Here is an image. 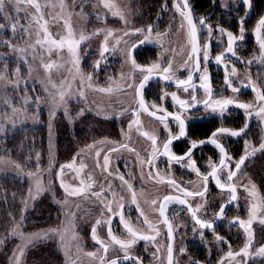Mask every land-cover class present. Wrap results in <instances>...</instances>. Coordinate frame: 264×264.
Listing matches in <instances>:
<instances>
[{
    "label": "rangeland",
    "instance_id": "rangeland-1",
    "mask_svg": "<svg viewBox=\"0 0 264 264\" xmlns=\"http://www.w3.org/2000/svg\"><path fill=\"white\" fill-rule=\"evenodd\" d=\"M192 1L188 0L189 4ZM209 1L218 5L219 8L215 10L218 18L214 17L210 27L203 32V36H200L201 39L205 38L202 40L203 44L210 40L209 37L217 36L220 39L227 36V31L221 33L219 30L222 28L219 21L223 22L225 19H234L237 22L243 20V28L246 23H254L251 29L244 28L243 32V37L253 39L254 28L260 17H264V10L263 15L255 21L252 14L254 8L252 5L250 8L245 6L243 0ZM35 2L40 5L39 12L27 0H20L19 4L16 0H11L10 3L6 2L5 12L1 13L5 26L11 34V42L8 44L10 48H7L10 49V58L16 61L17 68L12 71L11 77L0 76L2 77L0 78V139H5L8 132L26 128L37 130L39 127H44L48 137V154L42 166L39 165L42 161L41 157H36L37 167L33 171H28L22 168L21 164L0 157V177H13L27 183L28 192L23 209V213L26 214L18 224L20 225L18 231L25 237H35L36 234L42 233L46 236L22 240L20 236L9 235L11 251L7 264H15V256H19L18 248L22 245L24 247L23 255L19 256L20 264H42L41 253L45 251L46 254L48 251L61 254L59 264H106L109 259L113 260L115 257L125 255V250L120 244L109 238L107 229L109 215L116 213L117 205L127 199V191L120 178L124 171V167L120 166V160H122L121 154L130 155L122 151L117 155H107V151L111 147L123 144L132 130L154 131L155 128L160 127L168 131L180 132L178 123H157L147 118L137 105L135 88L144 76V72L153 65L157 67L153 68L152 72L162 73L163 68L170 65V72L167 75L173 80L188 78L192 71L193 59H189L192 53L187 22L181 11H178L174 0H165L150 24H145L137 0H35ZM105 3L114 7H105ZM178 7L182 10L180 3ZM116 12L122 14L123 19L121 15L114 14ZM239 13L242 14L241 18L237 16ZM195 20L200 31L201 18ZM229 24H232V21H229ZM154 25L158 27L149 33V27L152 28ZM81 36L84 37L82 41ZM145 36L148 37L147 40ZM239 37L236 43L241 42ZM62 40L63 45L60 43ZM69 40L80 41L78 45H74V52L69 51ZM142 40L148 42L150 46L134 51L137 58L141 56L134 66L133 58H129L128 54L132 46ZM216 45H220L218 40ZM103 47L108 51L101 56ZM254 47L258 49L259 57L255 59L250 50L249 53H244L245 58L240 64L243 70L242 82L248 83V73L254 77V73L257 72L258 80L255 83L253 80L250 84L259 86L258 90L264 91V83L262 84L264 62L257 64L261 60L259 43ZM0 59H3L2 56ZM208 64L213 65L214 68L217 66L210 54ZM48 65L51 67H47ZM237 70L239 71V68ZM60 92L65 93L64 101H60ZM190 92L192 88H188V91L172 90L151 80L144 86L142 97L144 102L159 111L161 108L165 110L171 108L174 101L173 93L177 97H186ZM146 97L149 99L146 100ZM207 97L208 95L202 94L201 100ZM212 98L220 99L219 88L213 90ZM239 103L253 106L250 117L244 109L238 108L243 114L238 121H241L243 128L246 124L248 127L240 136L227 137L242 141L244 156L252 153L253 149L256 151L247 156L252 162L238 177L239 201L229 217L223 221L222 229L225 231L227 241H231L223 256L228 258L227 264H246L247 260H252V264H264V257L256 255L257 249L264 246V223H262L264 221V150L260 149V145L264 144V119L255 114L261 106L257 96L244 93ZM229 108L227 107L221 114L219 111L212 112L211 109L206 110L203 107L199 113L189 115L186 122L190 125L219 120L220 125ZM134 111L138 113L136 120L132 118ZM134 133L131 134L132 138L135 137ZM220 138L222 140L224 136L221 135ZM106 155L109 157L107 163L104 160ZM137 162L141 173L138 174V180L141 181V183L137 181L139 187L141 191L149 193L152 199H156L157 205L160 198V196L157 198L158 191L165 189L163 184L176 181L162 172H150L151 177L157 180V184L163 185L158 186L145 176L146 169L142 161ZM66 165L71 167L62 168ZM253 167H256L258 172L256 177L252 176L256 174L255 169L251 170ZM73 188L83 189V194L69 195ZM253 191L254 195L250 194ZM93 193H101V195L96 196ZM123 198L124 201L119 202ZM59 200L62 208L59 214L51 215L50 212L46 214L45 210L42 211L50 202L53 205ZM204 204L202 201L197 202L202 208ZM142 205L149 215H154L152 204L147 208V201H143ZM109 206L112 208L111 212L108 211ZM254 206L255 211L252 215L250 213ZM210 209L213 213L214 209ZM178 210L176 203H167L166 214ZM27 213L29 224L24 220ZM212 216L213 214L210 218ZM236 216L242 217L243 220H238ZM97 220L101 221L100 225H97ZM241 221L245 226L252 228L251 235L255 236L256 243L247 257L244 255L229 257V252L234 254L241 252L249 239L246 233L247 237L243 245L238 247L235 242L237 236L244 232V227L240 225ZM187 225L190 228L189 224ZM94 226L96 236L108 248L106 253L104 248L93 239ZM144 231L151 232V229L146 228ZM184 231L176 228L178 242L186 238L180 234ZM191 233L195 236L200 235L203 241V236L192 226ZM209 235L206 245L209 243L211 245L217 240L218 235L215 233ZM128 240L130 238L127 235L120 239L123 242ZM232 244H236V247L229 250ZM237 247L238 251H236ZM218 249L212 252V256H218ZM127 252L132 257H136L138 253L137 248L132 247L127 249ZM142 252L146 264L166 263V250L157 248ZM88 253L94 255L90 256ZM6 259L7 257L5 262ZM185 259L187 253L183 247L176 249L174 264H185ZM120 264H136V261L132 260L130 263L124 261Z\"/></svg>",
    "mask_w": 264,
    "mask_h": 264
},
{
    "label": "flooded vegetation",
    "instance_id": "flooded-vegetation-1",
    "mask_svg": "<svg viewBox=\"0 0 264 264\" xmlns=\"http://www.w3.org/2000/svg\"><path fill=\"white\" fill-rule=\"evenodd\" d=\"M206 1H209V0H206ZM250 1H251L252 7L254 8V12H252V14L254 15L255 21H256L257 19H259V16L263 15L264 3H263L262 12L259 15L258 11L255 9L253 5L252 0ZM174 2H175L176 7L179 6V3H180L182 6V11H183L182 2L180 0H174ZM209 3L211 4V7L207 10V12L205 14H198L196 12V8H194V0L192 1L191 4H189L187 0V4L191 10L194 21L196 23L198 39H199V46H200V70L198 72V75L195 81L192 82L191 85H187V86L180 87V88H177V87L173 88L167 85L166 83H164L163 81L155 80L156 82L163 84L167 88L172 89V90L192 88V92H190L188 96L178 97V98L181 100H185L191 104L192 98L193 96H195L196 101H197L196 105L194 107H189L187 110H185V109H182L180 105L176 103V101H172V106L170 109L168 110L164 109V111H157L154 108H152L149 104L144 102L146 107L150 111L156 114H161L164 116H165V113L181 115V118L184 120L186 129H187L186 135L181 140L177 142H173L170 145L171 153L176 156H184L192 141L199 142V141H203V140L211 138L213 132H216L218 129H220L221 126H223V128H227V129L234 130V131L243 129L241 121H238V118L240 117L242 118L243 114L239 111V109L235 105L228 106L230 108L227 110L226 114L222 118L220 125H219L220 123L219 120H208L206 122L192 123L190 125L187 124L186 118L188 120L189 115H195L199 113L200 110L204 107L203 101L206 100V98H204L203 100H201V98H202V94L207 95V93L205 92V89L201 87V84L204 83L201 77L204 75L205 66L207 67L208 83L211 86L212 97H213V90L217 88H219L220 99L234 97L238 102H241V97H242V94L244 93H248L254 97L257 96V93L252 90L253 86L255 85L250 84L251 82H253V80H254L253 83H255V81L258 80L257 72L254 73V77L256 80L254 79L252 75L250 76V73H248L247 75L248 83H244L242 82L243 70H241L240 68L241 66L240 64H242L241 61L245 58L244 53H249V50L254 55L255 59H258L259 57L258 49L254 47V45L257 46L258 44V40L255 37L256 27L254 28L253 39L251 37H244L239 43H236L237 41L236 39L234 46H233L235 55H232L231 53L227 52V43H228L227 36H224L223 38H220V39H218L217 36H212V38L209 37L210 40H208L205 44H203L202 40H205V38L202 37L201 39L200 36L201 35L203 36L204 34L203 32L207 30V27L208 28L210 27L211 21L214 20L215 18H218L215 15V10L219 8L218 5L213 4L212 1H209ZM237 16L241 18L242 14L239 13ZM195 17L196 18L200 17L201 19L204 20L203 24L200 23L201 25L200 31H198V23L195 20L196 19ZM229 21H232V24H229ZM219 24L225 31L231 32L235 37H238L241 35L239 34L241 30V21L237 22L234 19L233 20L225 19L223 20V22L219 21ZM253 24L246 23L244 28L246 30H249L252 28ZM157 27L158 26L154 25L151 28L152 29L151 33ZM187 28H188V25H187ZM188 33H189V29H188ZM189 37H190V34H189ZM217 40L219 41L220 45H216ZM190 41H191V37H190ZM144 43H146V46H143L141 48H148L150 46L148 42L144 41ZM206 45L208 46V53L211 55V57L214 59V63H216L217 65L216 68H214L213 65H210V64L207 65L209 58L207 62H205L203 58V53H204ZM191 53H192V42H191ZM221 54H224L225 59L222 63L217 64L215 57ZM131 58H133V60L136 62L140 60L141 56L137 58V56H135L133 52ZM192 59L194 60L193 53H192ZM260 62H262V60H259L257 64H259ZM233 67L236 69L235 74H233L231 71ZM238 68H239V71L237 70ZM193 69H194V66L192 62V71L190 73L191 75L193 73ZM147 74L148 72L145 71L144 76ZM150 74H159L162 76H169L167 75V73H164V72L163 73L162 72H151ZM226 75L229 76L232 86L236 87L239 90L238 92L233 93L231 88L225 84ZM251 77H252V80H251ZM186 78L185 80L188 79ZM170 80L176 82V80H173L172 78ZM263 83L264 81H262V84ZM256 88L260 89L259 86ZM135 98H136V88H135ZM142 99L144 101L143 97ZM147 99L149 98L146 97V100ZM136 101H137V98H136ZM137 105L139 109L142 111V113L147 118L157 123H162L161 120L152 118L142 108H140L138 101H137ZM167 116H172V115H167ZM132 118L135 120L138 118V113L136 111L132 113ZM192 118H190V120ZM163 123H178L179 124V122L176 120L164 121ZM199 125L209 126L210 129L205 135L198 136L197 138H195L196 135H194L193 132L196 129V126H199ZM133 132H135L134 133L135 137L132 138L131 134H133ZM141 133H147L148 136L142 135ZM170 134L179 135V133L175 131H168L160 127L155 128L154 131L151 129L132 130L131 133H128L127 138L126 140H124L123 144L111 147L110 150L107 151V155H117L121 151L127 152L128 154H130L129 156L121 154L122 160H120L121 162L120 166L124 167L123 169L124 171L122 173V176H120V178L123 177V179L121 180H122L124 188L127 191V199L125 201H124V198L123 200L120 199L119 202L121 201H124V202H121L120 204L117 205L116 213L109 215L110 217H109V227L107 229V235L109 236V230H111L112 236H115L117 240L122 239L126 235L130 239H133V237L130 236L127 230V227H126L127 225L133 228V230H135L139 235H147L149 237H155V239H148V240L137 239L136 240V243L132 245V248H137V251H138L136 258H138L142 262V264H146L145 261H143L144 258H142V254H143L142 251L147 250V249L160 248L162 250H166V263L165 264H167L168 245L170 244V242H169V236L166 230V226L162 220V216L160 215V205L165 196H175L177 200L171 199L164 203L165 205L164 217L170 223L171 230H172L171 244H172V249H173V264L175 263L176 249H179L182 247L187 253V259L184 260L185 264H227L228 258H225L223 255L228 250V244H230L231 241L230 240L227 241L225 231H223L222 229L223 221L225 218L229 217V215L233 211V208L237 205L239 201V192H238L239 185H237V180H238V177H240L241 173L247 170L248 166L252 162V159H248L247 157V159L245 160V163L241 166L240 170L233 177V180L229 182L227 180L228 169L231 168L233 171L235 170L236 162H238L241 159V157L244 156L243 154L244 147L240 139H237V140L231 139L230 137H227L228 136L227 134H223V133L217 136L218 142L225 149L226 156L231 157L230 160L226 159L227 166L223 167L222 170L218 171V176L220 178L221 183H224V184L230 183L232 186L235 187L236 189L235 195L237 198L235 200H232L231 199L232 193L227 191L226 188L225 190H222V191L218 189L220 187L217 186L216 181L213 180L210 176H209V179L206 185H205V181L203 180V176H206L211 172L213 165H215L216 167L220 166V160H221L222 154L219 151V149L216 148L215 145L208 143V144L202 145L196 148L195 150H193L192 159L195 161L196 168L201 173V175L198 176L197 172L192 170L188 166L187 160L180 161V162H176V161L170 162L168 157L162 154L164 152V144L169 139ZM221 135L224 136V139L222 140L220 138ZM150 136L156 137L157 143L155 147L152 145L151 139H149ZM163 136H165L164 139H163ZM113 149H116V150L113 151ZM126 157H128L129 160ZM149 159L152 160V164H149L147 162ZM137 161H140V162L142 161V164L144 165L146 169L144 171L145 176L151 182L155 183L156 185H158L157 184L158 182L155 178L151 177L150 172H153V173L162 172L164 173V175H168L170 176L169 178H173L172 180L176 181L175 183L163 184L165 185L164 190H161V191L157 190L158 191L157 198L160 196V198L158 199L157 205L153 203V201H156V199H152L149 193L141 191V188L139 187V183H141V181L138 180L139 179L138 174H141V173L139 171V164ZM117 164L119 163L117 162ZM219 169H221V167ZM254 169L256 170V167H253L251 170L253 171ZM257 175H258V172L256 170V174L252 176L256 177ZM163 185H158V186L162 187ZM205 188H206V191H205ZM183 190L191 191L194 193L204 192V195L203 196H199V195L185 196ZM133 197L135 198V203L133 202ZM180 200H184L185 203L181 204L179 202ZM143 201H147L148 203L147 208H149V206L152 204L154 215H149V213L144 209L145 206L142 205ZM198 201H202L205 204L203 205V208L200 207L199 211L195 213L196 216L200 218L201 220L210 222L212 224L216 221L221 207L225 204H229V206H227L224 209L223 215L222 216L220 215L219 222L213 228L206 230L204 228H201V226L195 222V220L190 216L187 210V206L188 207L191 206L193 209H195L197 207ZM169 202L176 203L178 205L179 210L171 211L170 213L166 214V205ZM210 208L214 209L213 213L211 212ZM202 211L203 213L201 214ZM212 214L213 216L210 218ZM235 218H237L238 220H243V218L240 216H236ZM187 224H189L190 228H188ZM191 226L194 229L199 231V233L203 236V241L200 238V235L195 236L194 234L191 233ZM146 228H150L151 232L145 233L144 230ZM176 228L185 230L183 233H180L182 237H186L182 242L177 241ZM251 229L252 228L248 225L244 226V232L242 233V235L237 236V238L235 239V242L238 244V247L243 245V243H245L244 239L247 237L246 233L248 234V232H251ZM233 232L235 233V231ZM212 233H215L219 237H222V239L219 241L215 240L214 243H212L211 245H209L210 243L206 245V243H208L209 241L207 237L210 236L209 234H212ZM251 236H253L252 246L250 247L249 252L252 251L256 243L255 236L253 234ZM109 238L111 239L110 236ZM232 247H236V244H232V246H229V250ZM238 247L236 248L237 249L236 251L239 250ZM216 248H219L217 257L215 255L212 256L213 255L212 252ZM114 259L117 260L119 264L124 261H127L128 263L132 261V260H125L124 256L115 257ZM110 260L111 259H109V261L106 264H110V262L112 261ZM133 261H135V259H133ZM246 264H252V260H247Z\"/></svg>",
    "mask_w": 264,
    "mask_h": 264
},
{
    "label": "snow or ice",
    "instance_id": "snow-or-ice-1",
    "mask_svg": "<svg viewBox=\"0 0 264 264\" xmlns=\"http://www.w3.org/2000/svg\"><path fill=\"white\" fill-rule=\"evenodd\" d=\"M6 2L10 3L11 0H0V13H4L5 12ZM19 2H20V0H16L17 4H19ZM27 2L29 4H31L32 7H34L37 12L40 11V5H39V3H36L35 0H27ZM243 3H244L245 6H247L249 8L251 7L250 0H243ZM105 7L112 8L114 6L111 5V4L105 3ZM177 8H178V11H181V15L187 20L188 25L190 27V36H191V40H192V53L193 54L198 53L199 49L196 46V31L197 30H196L195 24L193 23V20L191 18V13L180 10L178 6H177ZM184 8L185 9L188 8L187 0H184ZM114 14L121 15V18L123 19L122 14H120L119 12H116ZM200 23L203 24L204 20L201 19ZM0 27H3V25H0ZM13 30H15V25H13ZM219 30L221 31V33L225 32V30L223 28H221ZM69 31H70V29H69ZM137 31H142V30H137ZM151 31H152V29H151V27H149L148 32L151 33ZM210 31H211V29H210ZM240 31H241V35H240L239 39L242 40L244 38L243 37V32H244L243 20L241 21V30ZM255 34H256V37H257V40H258V43H259V47H260V50H261V60H262V62H264V17H261L260 20L258 21V23L256 25ZM109 35H111V32H109ZM226 35L228 37L227 52L231 53L232 55H235V52L233 50V46H234V43H235L237 37H235L231 32H227ZM83 39H84V37L81 36L80 40L82 41ZM147 39H148V37L145 36V40H147ZM79 42L80 41L69 40L68 41L69 51L70 52H74L75 51L74 45H78ZM53 43H56V42L53 41ZM60 43H61V45H63L64 41L62 40ZM141 43H144V41L142 40ZM106 51H108V49L106 47H103L100 55L103 56ZM128 55H129V58L132 57V53L131 52H129ZM203 58H204L205 62H207V60L209 58L208 46L207 45L205 46V50H204V53H203ZM189 59H192V57L190 56ZM224 59H225L224 54L217 55L215 57V60H216L217 64L222 63L224 61ZM132 63H133L134 66H136L134 60L132 61ZM47 67L50 68L51 65H48ZM155 67H157V65H153L151 68H148L146 71L148 73H151L153 68H155ZM170 67L171 66L169 65V67L163 68V72L164 73H169L170 72ZM199 70H200L199 57L197 56V58H196V71H199ZM231 71H232L233 74H235L236 69L233 67ZM0 78H2V77H0ZM149 78H150L149 75H145L144 76L143 81L140 83L139 87H137V89H136V95L137 96H141V89L144 87V84L148 81ZM162 79H166L167 80V79H171V77L170 76H164V77H162ZM201 79H202V81H204V83L201 84V87H203L205 89V92L208 95V99L203 101V104H204V107H205L206 110L207 109H211L212 112L219 111L221 114H223L224 110L229 105H235L237 108L244 109L246 114L249 117L252 115L251 109H252L253 106L251 104L239 103L233 98H222V99H213L212 98V91H211V86L208 83L207 67L206 66H205V69H204V75L201 77ZM191 81H192V76L190 74L187 80H177L176 84H177V87L179 88V87H181L183 85H186V84L191 85ZM225 84L228 87L231 88L233 93H236V92L239 91L236 87L232 86V84L230 82V78H229L228 75L225 76ZM131 86L132 85H129V87H131ZM252 90L257 93V100H258V102L261 103V106L259 107V110L256 111L255 114H256V116L260 117L261 119H264V91H259L255 86H253ZM99 91H105V89H99ZM184 91H188V88H184ZM59 95H60V101H64L65 100V93L64 92H60ZM81 95H83V93H81ZM172 98H173L174 101H176L177 104L180 105V107L182 109H185V110H187L189 107H194L196 105V102H197L195 96H193L191 104L189 102L185 101V100L179 99L175 93L172 94ZM162 99H163V97H162ZM57 106H59V105H57ZM153 107H155V105H153ZM140 108L144 109L145 111H148V108L145 106V103H144L142 98L140 99ZM159 111H164V109L161 108V109H159ZM149 114L150 115H155L154 113H151V112H149ZM167 115H172V119H174V120L179 122L180 132H179V135H171L170 134L169 139L164 144V152L162 154L167 156L170 162H172V161L180 162V161L187 160L188 166L192 170L196 171L197 175L200 176L201 173L196 168L195 161L192 159V155H193V150L198 147V144H204L205 141H199V142L192 141L190 143V146H189V148H188V150H187V152L185 153L184 156H176V155L172 154L171 151H170V145L172 144L173 140L180 139L182 136L186 135V133H185V123H184V120L181 118V115L165 113V116H167ZM157 118L160 119L162 123L165 120V117H163V116L162 117H157ZM136 123H138V121H136ZM130 127H131V125H130ZM165 127L167 128V124H165ZM247 127H248V125L246 124L245 128H243V129H241L239 131H234V130H230V129H227V128H220L216 132H213L212 137L209 138V140L207 141V143H211V144L215 145V147L218 148L219 151L221 152L222 156H221V160H220L221 169H218L215 165H213L211 172L208 175L203 176V180L205 181V185L207 184V181H208L209 176H210L213 180L216 181L218 187H220L222 190L226 188L229 192L232 193V197H231L232 200H235L237 198L236 195H235V191H236L235 187L232 186L230 183L229 184L221 183L220 178L218 176V171L222 170L223 167L227 166L226 165V159L230 160L231 157H227L226 156L225 149L218 142L217 136L219 134H221V133L227 134V135H230V136H240L245 131V129ZM141 134L145 135V136H148L147 133H141ZM149 139H151L152 145L155 147V145L157 143L156 137L155 136H150ZM125 147H126V145H125ZM260 149L264 150V144L260 145ZM115 150L116 149H113V151H115ZM255 151H256V149H253L252 153H247L245 156L241 157V159L238 162H236L235 169L238 171L241 168V165H243L245 163V160L247 159V156L254 154ZM97 155H99V153H97ZM108 159H109V157L106 155L104 157V160H105L106 163H107ZM147 162L149 164H152V160L151 159H149ZM63 167H71V165L62 166V168ZM29 175H31V173H29ZM235 175H236V172L233 171L231 168H229L228 169L227 180L229 182H231ZM89 179H91V178L89 177ZM121 179H123V177H121ZM169 183H174V182L169 181ZM62 186H63V184H62ZM88 187H91V185H88ZM83 191L84 190L81 189V188H73L72 191L69 192L68 194L75 196V195H78V194H83ZM183 191H184V195L185 196H197V195L203 196L204 195V192H195L194 193V192L186 191V190H183ZM205 191H206V188H205ZM250 194L254 195V191H253V193H250ZM93 195L100 196L101 193H93ZM171 199H172V197H170V196H165L164 197L165 201H169ZM133 202L135 203V198L134 197H133ZM179 202L181 204L185 203L184 200H180ZM153 203L155 204L156 202L153 201ZM199 208H200L199 205H197V207L195 209H193L191 206H189V211L192 213L193 219L195 220V222L197 224H199L201 226V228H212L213 227L212 223L203 221V220H201L200 218H198L196 216L195 213L197 211H199ZM108 211L109 212L112 211V208L110 206L108 207ZM223 211H224V207L222 206L221 210H220V215L221 216L223 215ZM254 211H255V206L253 207V210H252V212L250 214L254 215ZM160 215L162 217L165 215V205L164 204L160 205ZM122 219H123V217H122ZM96 223H97V225H100L101 221L97 220ZM164 223L168 224V220L165 219ZM262 223H264V221H262ZM240 225H241V227L245 226L243 221L240 222ZM19 227H20V225H16L13 228V231L10 233V235L20 236V238L22 240H31L33 238H43V237L46 236V234L42 233V234H36L35 237H25L22 232L18 231ZM126 227H127V230L129 232L130 236L133 237V239H130L127 242H123V241L117 240L115 236H112L111 230H109V236L111 237V239L113 241H115L116 243H119L121 248L125 250V255H124V259L125 260H133V259H135L136 264H142V262L138 258L130 256L128 254V252H127V249L131 248L132 245L136 243L137 239L148 240V239H155V237H149L147 235H139L135 230H133V228H131V227L127 226V225H126ZM92 231H93V239L96 240V242L98 244H100L102 248H104V251L106 253L107 252V247L96 236V227L95 226L93 227ZM246 231H247V229H246ZM248 236H249V239H248V242L246 243L244 249H242L241 252H238V253H235V254L232 253V252H229L228 253L229 257L239 256V255H244V256L247 257L248 255H250L249 249L252 246L251 232H248ZM169 239L170 240L172 239V232H171V225L170 224H169ZM216 239L219 241V240L222 239V237L217 236ZM0 243H3V241H0ZM23 247L24 246L22 245V246H20L18 248L19 256L23 255ZM168 253H169V256H168L169 264H171V260H172V246H171V244L168 245ZM88 255L92 256L94 254L93 253H88ZM256 255L264 257V246H261L259 249H257ZM19 256H15V264H20ZM110 264H118V261L113 259L110 262Z\"/></svg>",
    "mask_w": 264,
    "mask_h": 264
},
{
    "label": "trees",
    "instance_id": "trees-1",
    "mask_svg": "<svg viewBox=\"0 0 264 264\" xmlns=\"http://www.w3.org/2000/svg\"><path fill=\"white\" fill-rule=\"evenodd\" d=\"M140 6V13L145 24H150L157 16L158 10L164 4L165 0H137ZM255 9L259 15L263 9L264 0H252ZM211 7L209 1L206 0H194V8L198 14H205ZM0 76L11 77L12 71L17 68L16 61L10 58V45L11 34L9 29L5 26V20L0 13ZM15 41V40H14ZM13 41V42H14ZM6 44L8 46H6ZM8 47V48H7ZM5 56V57H4ZM114 128V126H113ZM209 126L199 125L196 126L193 134L198 136L205 135ZM60 136V134H59ZM47 131L44 127H39L37 130L26 128L23 130L8 132L5 139H0V157L9 159L13 163L21 164V167L33 171L37 166L35 159L41 157L39 165L44 164L43 160H46L47 156ZM262 172V170L260 169ZM28 186L26 182L17 180L13 177H0V241L4 242L0 245V264H7L10 254V245L8 237L12 232V229L18 225L22 217L26 214L23 213L24 203L27 197ZM60 194L59 191H56ZM53 203L54 200H51ZM50 202L48 207H44L42 211H46V214L54 215L59 214L62 209L61 200L57 204ZM60 203V204H59ZM49 210V211H48ZM28 213L26 215V224H29ZM30 218V217H29ZM7 241V242H6ZM42 264H56L60 262L61 254H53L51 251L41 253ZM6 262H5V258ZM40 259V260H41Z\"/></svg>",
    "mask_w": 264,
    "mask_h": 264
},
{
    "label": "water",
    "instance_id": "water-1",
    "mask_svg": "<svg viewBox=\"0 0 264 264\" xmlns=\"http://www.w3.org/2000/svg\"><path fill=\"white\" fill-rule=\"evenodd\" d=\"M181 2H182V5H183V11H185V12H190L191 13V10H190V8H189V6H188V8H184V0H180ZM191 18H192V20H193V23L195 24V27H196V23H195V21H194V18H193V15H192V13H191ZM187 25H188V22H187ZM188 29H189V34H190V27H189V25H188ZM196 30H197V27H196ZM191 37V36H190ZM255 37H256V34H255ZM256 39H257V37H256ZM191 42H192V40H191ZM143 46H146V43H141V42H139V43H137V44H135L133 47H132V49H131V53H133L136 49H138V48H141V47H143ZM196 46H197V48L199 49V52L198 53H195V54H193V58H194V60H193V66H194V69H193V73H192V81H191V83L192 82H194L195 81V79H196V77H197V75H198V72L199 71H196V58H197V56L199 57V67H200V46H199V39H198V32L196 31ZM147 75H149V79H148V81H151V80H160V81H163L164 83H166L167 85H169L170 87H173V88H176L177 87V84H176V82H174V81H172V80H170V79H162V77H164V76H162V75H159V74H150V73H148ZM144 78V77H143ZM143 78L141 79V81L138 83V85H137V87H139V85H140V83L143 81ZM147 81V82H148ZM146 82V83H147ZM146 83L144 84V86L146 85ZM187 85H189V84H186V85H183V86H181V87H184V86H187ZM137 87H136V89H137ZM144 88V87H143ZM143 88L141 89V96H137L136 95V98H137V101H138V103H139V105H140V99L142 98V91H143ZM178 88V87H177ZM180 88V87H179ZM146 106V105H145ZM144 110V109H143ZM145 111V110H144ZM149 116H151L152 118H154V119H157V120H160V119H158L157 117H165V120L164 121H169V120H174V119H172V116H164V115H161V114H156V113H154V112H152V111H150L149 109H148V111H145ZM149 112H151V113H154L155 115H150L149 114ZM187 132V129H186V126H185V133ZM184 136H182L180 139H175V140H173V142H177V141H179V140H181L182 138H183ZM209 139H206V140H203V141H205V143L204 144H198V147H200V146H202V145H205V144H208L207 143V141H208ZM172 142V143H173ZM197 147V148H198ZM195 150V149H194ZM242 166V165H241ZM221 167V165L219 166V167H217L218 169ZM240 170V169H239ZM238 170V171H239ZM236 173L238 172L236 169L234 170ZM218 189H220L221 191H222V189L221 188H218ZM223 190H225V189H223ZM228 191V190H227ZM170 197H172V199H176L175 198V196H170ZM177 200V199H176ZM166 201L163 199V201H162V203L161 204H164ZM230 204H232V203H230ZM187 206V205H186ZM227 206H229V204H225V205H223V207H224V209L227 207ZM187 210H188V213L190 214V216L193 218V215H192V213L189 211V207L187 206ZM221 210V209H220ZM220 210H219V213H218V217H217V219H216V221L213 223V227L219 222V219H220ZM166 218L163 216L162 217V220H163V222H164V220H165ZM165 224V223H164ZM169 222H168V224H165V226H166V230H167V233H168V236H169ZM212 227V228H213ZM204 229H206V230H209V229H211V228H204ZM171 232H172V230H171ZM172 240V239H171ZM171 240L169 239V242H170V244H171ZM171 246H172V244H171ZM168 256H169V253H168ZM167 264H169V259L167 258ZM171 264H173V249H172V260H171Z\"/></svg>",
    "mask_w": 264,
    "mask_h": 264
},
{
    "label": "bare ground",
    "instance_id": "bare-ground-1",
    "mask_svg": "<svg viewBox=\"0 0 264 264\" xmlns=\"http://www.w3.org/2000/svg\"><path fill=\"white\" fill-rule=\"evenodd\" d=\"M108 24H110V23H108ZM97 27V26H96ZM97 30V29H96ZM94 32H96V33H98L97 31H94Z\"/></svg>",
    "mask_w": 264,
    "mask_h": 264
}]
</instances>
